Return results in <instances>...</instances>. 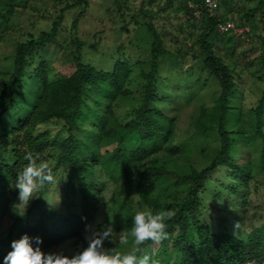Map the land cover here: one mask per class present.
<instances>
[{"label": "rangeland", "instance_id": "rangeland-1", "mask_svg": "<svg viewBox=\"0 0 264 264\" xmlns=\"http://www.w3.org/2000/svg\"><path fill=\"white\" fill-rule=\"evenodd\" d=\"M75 1L0 0V76L3 79H7L13 70L17 45L28 40L30 34L37 37L42 31L50 30L54 21L60 19L56 37L37 46L27 63L19 88L21 94L18 110L13 112V116L8 115L9 120L18 122L23 116L30 115L39 100L43 86L34 76V67L43 64L45 78L49 82L56 81L73 74L76 70V57L80 54L83 62L101 70H111L116 61L128 60L131 73L125 88L129 91L119 93L110 100L119 121L125 123L140 106L144 77L156 57L157 99L152 106L173 118L174 133L171 141L159 151L134 165L128 184L131 187L132 181L139 178L142 167L162 165L168 173L150 183V194L171 204L183 200L189 183L181 174L190 165L198 169L204 167L219 147L215 132L199 128L204 126L203 121H212L211 115L221 91L218 78L205 66L200 44L208 12L204 13L200 8L192 6L194 11L191 12L181 0H88L85 9L83 4L70 7ZM219 2L218 13L232 19L236 30L222 35L216 28L209 42L215 55L228 67L234 81L236 93L231 100L233 111L228 122V127L237 133V147L233 153L241 156L242 162L249 161L253 169L250 172L251 182L246 187L248 199L241 192L238 193L239 199H235L233 206L226 212L222 205L228 204L226 202L231 200L232 194L229 188L216 187L218 180L213 177L201 195L203 203L200 217L205 222H211L216 221L218 210L223 218L225 213L228 216L232 213L230 218L236 219V224L246 234L264 224V174L259 167L261 139L253 132L257 106L264 91V0ZM96 92L100 93L94 89L85 96L86 106L91 113L95 106L93 95ZM90 125L91 120L88 119L84 130L80 127L76 133L85 136L88 130L85 127ZM41 130L48 132L51 139H61L67 134L63 122L56 120L38 125L37 131ZM111 147L107 146L104 150ZM59 150V147L51 143L34 159L37 164L46 162L53 169ZM66 169L62 165L54 174L51 184L38 187L36 196L29 201L25 211L23 206H18V210L25 213L42 193L48 213L55 209L52 217H45L46 224L53 232H60L72 213L81 212L82 198L78 190L70 187ZM87 172L90 174L86 176L93 188V196L97 199L93 218L84 226L82 236H73L61 245L52 247L51 251L75 254L80 247H87V236L108 225L113 227V242L106 240L104 246L119 247V236L128 231L129 226L122 220L120 208L123 207H119L117 201V205H112V200L115 203L116 199V186L107 181L99 167L92 170L87 167L84 173ZM14 181L6 182L1 190L0 238L3 240L8 239V231L14 234L22 223L35 224L41 219L38 210L32 211L27 219H21L15 212L13 206L19 200ZM246 188L244 191H247ZM125 199L124 208L132 206L133 213L141 207L153 211L169 210L142 206L138 192L131 193ZM110 203L112 208H109ZM160 244L158 242L152 246L157 255L163 249ZM160 260L157 259L156 264Z\"/></svg>", "mask_w": 264, "mask_h": 264}, {"label": "trees", "instance_id": "trees-1", "mask_svg": "<svg viewBox=\"0 0 264 264\" xmlns=\"http://www.w3.org/2000/svg\"><path fill=\"white\" fill-rule=\"evenodd\" d=\"M189 2H194L197 8L206 13L200 0H181L184 7L193 12L194 8ZM79 4L85 5V9L88 0H76L69 6ZM219 19L225 20L227 17L220 13L208 15L200 44L202 54L205 56V66L218 78L221 91L211 115L212 121L208 123L203 121L204 126L199 127L206 132L210 129L215 132L219 147L204 167L198 169L190 165L189 169L181 174L189 183L188 190L186 197L175 204L161 201L149 192L150 183L168 173L162 165L142 167L139 178L132 181L131 187L128 184L134 165L159 151L163 145L171 141L174 133L173 118L152 106L157 99L156 57L153 58L151 69L144 77L140 106L134 116L125 123L119 121L110 100L119 93L129 91L125 88L131 73L128 60H118L111 70H101L83 62L80 54L76 57V70L73 74L56 81L49 82L45 78L43 64L33 68L35 78L43 86L42 93L32 113L16 122L9 120L8 115L13 116V112L18 110L21 94L19 88L25 67L37 46L56 37L60 19L54 21L50 30L42 31L37 37L30 34L28 40L17 45L12 72L7 79L0 76V198L5 183L15 180L17 173L22 170L21 166L27 162L24 160L25 154L31 152L33 157H37L52 143L60 148L53 173L55 174L62 165L66 166L68 183L72 190L79 191L82 202L81 212L72 213L62 225V230L53 232L46 224L45 217H52L55 209L48 213L42 193L38 195L20 218L27 219L32 211L38 210L40 221L35 224L22 223L14 234L8 231V239L0 238V264H3L4 256L11 250V242L20 239L24 234L41 237L40 247L45 252L51 251L52 247L61 245L73 236H82L83 228L92 220L93 210L97 204L93 188L86 176L90 174L84 173L87 167L91 170L99 167L107 181L116 186L114 189L116 199L115 203L112 200V205H117L118 202L119 207H123L120 208L122 220L129 226L128 230L132 226L131 218L134 213L132 206L124 208V202L127 200L126 196L133 192H138L141 196L142 206L149 205L172 211L171 217L166 221L168 235L159 242L163 249L154 257L155 260L162 258L159 264H264V224L244 234L241 227H236V219L230 218L232 213L229 216L225 213L223 218L218 210L216 221L211 222H205L200 217L203 203L201 195L213 177L218 180L216 187L229 188L228 191L232 194L231 200L226 202L228 204L222 205L226 212L233 206L234 200L239 199L238 193L241 192L248 199L249 192L246 187L251 182L250 172L253 169L249 161L242 162L241 156L233 153V149L237 147V133L228 127V122L233 111L231 100L236 93L234 81L228 67L215 55L209 42ZM94 89L102 93L96 92L93 95L95 106L91 113L86 106L85 96ZM88 119L91 120V125L85 127L88 128L85 136H82L83 133L78 135L77 130H80V127L84 130ZM51 120L63 122V129L67 132L65 137L51 139L45 130L37 131L38 125ZM253 132L261 139L259 167L264 174V91L257 106ZM107 146L112 147L105 151L104 148ZM245 188L247 191H244ZM112 205L110 203L109 208H112ZM154 244L146 241L139 246L140 251L137 255L151 253ZM130 247L131 238L127 246L119 245L122 252L130 250ZM82 249L80 247L78 251Z\"/></svg>", "mask_w": 264, "mask_h": 264}, {"label": "clouds", "instance_id": "clouds-1", "mask_svg": "<svg viewBox=\"0 0 264 264\" xmlns=\"http://www.w3.org/2000/svg\"><path fill=\"white\" fill-rule=\"evenodd\" d=\"M25 166L16 175L14 188L18 190L19 203L15 204V212L23 216L29 201L36 196L38 187L51 184L54 180L53 169L46 163H36L31 152L26 153ZM23 206L24 211L18 210ZM170 210L153 211L148 207H141L132 216V226L119 236L120 245L127 246L131 238L128 251H120L119 247L106 248L105 241H112L113 227L104 226L87 236V247L72 255L63 251L45 252L40 247L42 238L24 234L20 239L13 240L11 250L3 258V264H156L155 250L137 255L139 246L146 241L158 243L165 239L167 233V218L171 217ZM238 227V224L236 225Z\"/></svg>", "mask_w": 264, "mask_h": 264}, {"label": "built area", "instance_id": "built-area-1", "mask_svg": "<svg viewBox=\"0 0 264 264\" xmlns=\"http://www.w3.org/2000/svg\"><path fill=\"white\" fill-rule=\"evenodd\" d=\"M200 3L206 9L209 15L217 14L220 8L219 0H200ZM189 4L192 7H196V4L194 2H189ZM216 28L219 33L224 34L236 30V24L234 23V21H232V19H219Z\"/></svg>", "mask_w": 264, "mask_h": 264}]
</instances>
